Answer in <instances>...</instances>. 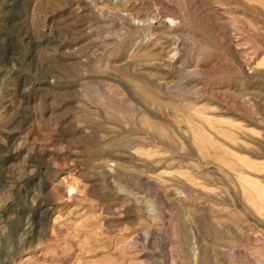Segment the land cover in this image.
I'll return each mask as SVG.
<instances>
[{
	"label": "rangeland",
	"instance_id": "374dc122",
	"mask_svg": "<svg viewBox=\"0 0 264 264\" xmlns=\"http://www.w3.org/2000/svg\"><path fill=\"white\" fill-rule=\"evenodd\" d=\"M0 264H264V0H0Z\"/></svg>",
	"mask_w": 264,
	"mask_h": 264
},
{
	"label": "bare ground",
	"instance_id": "6f19581e",
	"mask_svg": "<svg viewBox=\"0 0 264 264\" xmlns=\"http://www.w3.org/2000/svg\"><path fill=\"white\" fill-rule=\"evenodd\" d=\"M172 60V59H171ZM209 139V138H208ZM249 184V183H248Z\"/></svg>",
	"mask_w": 264,
	"mask_h": 264
}]
</instances>
